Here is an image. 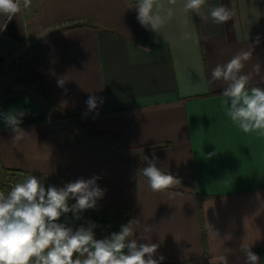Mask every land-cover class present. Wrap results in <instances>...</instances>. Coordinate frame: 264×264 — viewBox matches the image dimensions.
Here are the masks:
<instances>
[{
  "label": "crops",
  "instance_id": "0c3cea01",
  "mask_svg": "<svg viewBox=\"0 0 264 264\" xmlns=\"http://www.w3.org/2000/svg\"><path fill=\"white\" fill-rule=\"evenodd\" d=\"M157 2L173 10L158 33L128 8L135 0H31L0 16V114L25 112L30 136L14 145L0 115V170L62 186L99 177L104 195L81 217L113 232L132 219L153 227L160 264H245L243 244L264 264V134L239 129L221 106L226 84L207 83L253 45L243 71L259 63L251 84L264 87V0H234L236 15L219 25L188 20L185 0ZM219 4L233 0H207ZM92 95L103 103L89 111ZM145 157L180 184L153 192Z\"/></svg>",
  "mask_w": 264,
  "mask_h": 264
},
{
  "label": "clouds",
  "instance_id": "9594fccd",
  "mask_svg": "<svg viewBox=\"0 0 264 264\" xmlns=\"http://www.w3.org/2000/svg\"><path fill=\"white\" fill-rule=\"evenodd\" d=\"M31 0H0V16H12L30 6ZM175 3V0H170ZM207 6L208 14L202 9ZM137 20L145 29L158 33L166 20L173 15L172 8L164 9L157 0H135ZM183 11L189 20L190 13L201 19H210L214 24H225L236 15L234 7L222 4L207 5V0H185ZM249 23V22H248ZM190 33L184 32L183 39ZM260 43L259 36L255 44ZM254 46L249 45L233 55L226 63L217 64L211 70L208 85L223 81L226 84L222 93L221 106L225 115L243 132L264 134V87L253 86V75H259L261 66L256 63L252 71L243 70L252 59ZM59 84L63 86L64 80ZM103 100L92 95L86 101L89 111L96 110ZM3 115L4 123L15 133L12 143L30 137L21 127L23 111H10ZM214 155L209 154V156ZM147 167L142 169L149 188L153 192H163L180 181L172 174L157 166L156 158L148 159ZM78 179L63 187L45 188L42 180L34 175L27 176L5 193L0 191V264H160L164 256H156L159 245L150 242L153 227L142 225L140 220L132 219L121 225L119 232L97 239L96 224L76 229L61 223L60 218L71 213L76 220L89 209H96L104 190L97 185V179ZM70 200L75 203L69 204ZM140 232L137 238L136 233ZM138 240L148 242H138ZM245 264H260V257L243 244ZM226 264V261H225Z\"/></svg>",
  "mask_w": 264,
  "mask_h": 264
},
{
  "label": "built area",
  "instance_id": "2783aa9c",
  "mask_svg": "<svg viewBox=\"0 0 264 264\" xmlns=\"http://www.w3.org/2000/svg\"><path fill=\"white\" fill-rule=\"evenodd\" d=\"M1 171L2 183L8 190H10L11 187L16 183L22 182L25 179L24 174L21 171L5 169ZM88 222H93L96 224L94 232L97 239H103L113 233L111 224L103 219L81 217L79 220L66 221L64 223H66L69 227L76 229L80 226H88Z\"/></svg>",
  "mask_w": 264,
  "mask_h": 264
},
{
  "label": "rangeland",
  "instance_id": "374dc122",
  "mask_svg": "<svg viewBox=\"0 0 264 264\" xmlns=\"http://www.w3.org/2000/svg\"><path fill=\"white\" fill-rule=\"evenodd\" d=\"M111 146H114L116 149L118 148H120V146H118L115 142H113V141H111ZM117 149V150H118ZM2 171L0 170V190L1 191H4L5 193H7L9 190L6 188V187H4V185H3V183H2ZM42 182L44 183V185H45V188L47 189V187H49V186H56V187H63L62 185H58L57 183H55V181H53V180H42ZM61 223H64V221L63 222H61Z\"/></svg>",
  "mask_w": 264,
  "mask_h": 264
},
{
  "label": "trees",
  "instance_id": "16d2710c",
  "mask_svg": "<svg viewBox=\"0 0 264 264\" xmlns=\"http://www.w3.org/2000/svg\"><path fill=\"white\" fill-rule=\"evenodd\" d=\"M163 144H157V145H153L151 146V148H157V147H162ZM24 174V173H23ZM28 175L27 174H24V177L26 178Z\"/></svg>",
  "mask_w": 264,
  "mask_h": 264
},
{
  "label": "water",
  "instance_id": "95a60500",
  "mask_svg": "<svg viewBox=\"0 0 264 264\" xmlns=\"http://www.w3.org/2000/svg\"><path fill=\"white\" fill-rule=\"evenodd\" d=\"M1 191V190H0Z\"/></svg>",
  "mask_w": 264,
  "mask_h": 264
}]
</instances>
